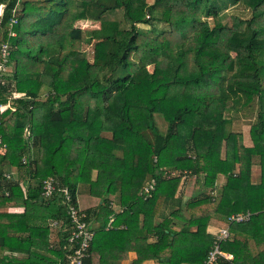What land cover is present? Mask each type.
Listing matches in <instances>:
<instances>
[{
	"label": "trees",
	"instance_id": "16d2710c",
	"mask_svg": "<svg viewBox=\"0 0 264 264\" xmlns=\"http://www.w3.org/2000/svg\"><path fill=\"white\" fill-rule=\"evenodd\" d=\"M230 5L250 17L225 24L221 6ZM0 7L10 68L0 87V103L10 105L0 114V264H66L70 222L59 190L76 204L80 185L98 199L83 209L96 226L83 264H119L130 252L131 264H201L214 241L211 220L247 211L220 243L233 257L220 264H264V0ZM118 10L122 20L108 18ZM248 114L249 146L234 126ZM187 176L196 192L185 198L177 191ZM48 178L55 191L47 199ZM152 178L155 190L143 199ZM16 206L22 211L1 210Z\"/></svg>",
	"mask_w": 264,
	"mask_h": 264
},
{
	"label": "built area",
	"instance_id": "2783aa9c",
	"mask_svg": "<svg viewBox=\"0 0 264 264\" xmlns=\"http://www.w3.org/2000/svg\"><path fill=\"white\" fill-rule=\"evenodd\" d=\"M2 13V9H1ZM16 22L15 19H11L10 25ZM10 36H14L13 32H10ZM9 59V45L6 42L0 44V87L5 85V76L9 73L10 68L8 66ZM10 105H3L0 103V114L1 112ZM11 110H14L10 107ZM1 143V140H0ZM4 147H0V151H3ZM167 177H173L177 175L176 171L166 172ZM9 176L6 175V178ZM156 180L150 179L141 189L139 195L143 199H147L151 196L155 190ZM55 191L54 182L52 178H48L43 182V197L50 198ZM62 196V202L66 207V215L70 222V234L67 240L68 252L66 254V264H83L84 260L89 255L90 243L92 242L95 229L92 228L86 219V213L78 206L74 204L71 199L70 192L67 188L59 190ZM112 207V204H111ZM121 209L119 208V212ZM251 213H236L228 216L223 221V226L213 234L214 241L211 249L208 251L207 258L201 264H220V261H232L233 257L231 254L225 253L220 250V243L228 240L231 236L229 226L233 223H244L250 219ZM114 221V216H110L109 221L105 227V230L111 228ZM57 226L56 222H52Z\"/></svg>",
	"mask_w": 264,
	"mask_h": 264
},
{
	"label": "rangeland",
	"instance_id": "374dc122",
	"mask_svg": "<svg viewBox=\"0 0 264 264\" xmlns=\"http://www.w3.org/2000/svg\"><path fill=\"white\" fill-rule=\"evenodd\" d=\"M149 2H151L152 0H148ZM222 10H221V14L223 17V22L225 24H230L231 22V18L232 16H239L241 18H248L251 15V11L249 9L244 8L242 5H230L228 7H223L221 6ZM1 7H0V14H1ZM108 18L111 19H117V20H122V12L121 10L115 11L113 14H111L110 16H108ZM80 25V24H79ZM82 25H86V23H83ZM158 29H162L164 28L163 25H156ZM83 27V26H82ZM142 28H146L141 26ZM83 50L85 51L87 58L91 61L92 60V47L91 46H85L83 48ZM46 94L45 92L42 93L41 97H40V101L45 100ZM253 119V118H252ZM251 119V114H248L247 117H244L243 119H237L234 121V126L235 128L241 130V132L243 133V137H244V144L249 146L251 145L250 139H249V135H248V130H249V124L252 121ZM239 120V121H238ZM157 127L161 132H164L166 129V125L162 120L157 119ZM2 153V151H0V154ZM1 156V155H0ZM258 168V167H257ZM257 168L253 169V181H258V170ZM257 170V171H256ZM95 176V174L93 175ZM220 185H223L225 183V178L221 177V179L219 180ZM196 192V189L194 187V177H186V178H182L181 184L178 188L177 191V195H181L183 197H188L190 194ZM78 195L80 196V206L82 208L86 207V205H89L90 202L84 201L83 198H87L88 194H87V189L86 186L80 185L78 187ZM176 195V196H177ZM17 208H12L10 207L8 211H15ZM19 210V209H17ZM16 212V211H15ZM215 223V222H214ZM223 223V221H219L218 223V227H220V224ZM217 225V224H216ZM50 230H51V240L56 239V231H57V226L54 225L51 221H50Z\"/></svg>",
	"mask_w": 264,
	"mask_h": 264
},
{
	"label": "crops",
	"instance_id": "0c3cea01",
	"mask_svg": "<svg viewBox=\"0 0 264 264\" xmlns=\"http://www.w3.org/2000/svg\"><path fill=\"white\" fill-rule=\"evenodd\" d=\"M257 171V170H256ZM252 180H253V177H252ZM253 182H256V181H253ZM111 199V204H112V208L114 209L115 212H118L119 211V207L116 206V201L114 199V197H110ZM84 201H87V202H90L89 205H86V207L82 208L80 206V196L77 194V204L78 206L83 210L87 209V208H90V207H95L97 204H98V199L97 198H93V197H90V196H87V198H83ZM13 208V207H12ZM15 208L19 209V210H15L16 212H20L22 211V208L21 207H18L16 206ZM1 210H6L8 211L9 210V207L8 208H2ZM14 211V210H13ZM215 222V223H214ZM218 223H219V220L217 219H213L211 220L210 224L208 225L207 227V231L208 233H211V234H214L215 232H217V230L219 228H221L223 226V223L220 224V227H218ZM217 224V225H216ZM92 228H96V226L92 227ZM136 257L135 253L134 252H130L129 255H128V260L126 261H121L119 264H131V261L134 260ZM143 264H157L156 262L154 261H146L144 262Z\"/></svg>",
	"mask_w": 264,
	"mask_h": 264
}]
</instances>
